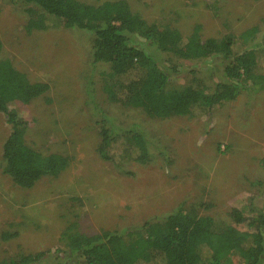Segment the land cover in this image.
<instances>
[{"label":"rangeland","instance_id":"374dc122","mask_svg":"<svg viewBox=\"0 0 264 264\" xmlns=\"http://www.w3.org/2000/svg\"><path fill=\"white\" fill-rule=\"evenodd\" d=\"M80 1L96 5L115 0ZM124 1L148 24L182 36L197 26L203 40L255 28L252 44L264 50V0ZM34 8L0 0L1 58L49 90L27 105L11 103L8 108L27 122L28 146L70 162L30 189L14 185L1 170L11 125L0 113V264L39 252L48 253L45 263L56 262L64 247L60 235L73 224L85 235L124 232L162 219L179 205L228 224L232 208L251 202L256 210L264 208V91L241 93L202 116L150 118L142 109L108 98V69L92 62V34L61 28L27 33V11ZM169 63L175 66L169 88H182L196 77L212 89L208 65ZM260 63L264 66V56ZM89 90L92 103L120 132L135 126L145 133L152 153L146 164L114 166L98 157L99 119ZM4 234L14 237L4 240Z\"/></svg>","mask_w":264,"mask_h":264},{"label":"trees","instance_id":"16d2710c","mask_svg":"<svg viewBox=\"0 0 264 264\" xmlns=\"http://www.w3.org/2000/svg\"><path fill=\"white\" fill-rule=\"evenodd\" d=\"M35 7L28 10L27 33L70 29L90 33L91 59L107 66L105 92L124 107L142 109L153 119L197 117L211 113L241 93L264 91V50L252 44L256 29L203 40L200 27L182 36L171 28L159 29L133 13L124 0L96 5L80 0H12ZM163 56L168 59L164 60ZM200 62L209 66L213 82L207 88L195 75L182 88H169L175 66L170 61ZM46 83L31 82L10 61L1 58L0 113L11 132L2 145V173L21 189H30L46 176H57L70 162L60 154H42L25 142L27 122L10 110L11 103L27 105L43 97ZM98 121V157L114 166L124 161L146 164L152 155L150 141L132 126L127 132L115 126L92 103ZM264 200V194H263ZM228 224L182 205L162 219L124 232L102 231L85 235L76 225L60 235L64 247L50 264H264V208H232ZM14 234H4L9 240ZM48 253L21 254L3 264H49Z\"/></svg>","mask_w":264,"mask_h":264}]
</instances>
